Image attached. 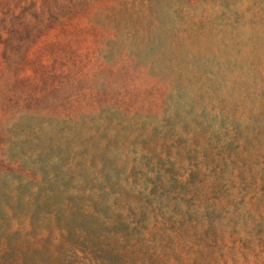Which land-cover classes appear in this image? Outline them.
Masks as SVG:
<instances>
[{
	"label": "rangeland",
	"instance_id": "374dc122",
	"mask_svg": "<svg viewBox=\"0 0 264 264\" xmlns=\"http://www.w3.org/2000/svg\"><path fill=\"white\" fill-rule=\"evenodd\" d=\"M0 264H264V0H0Z\"/></svg>",
	"mask_w": 264,
	"mask_h": 264
}]
</instances>
